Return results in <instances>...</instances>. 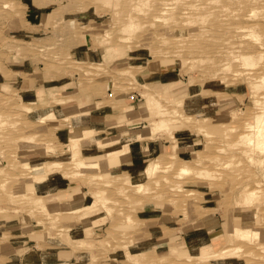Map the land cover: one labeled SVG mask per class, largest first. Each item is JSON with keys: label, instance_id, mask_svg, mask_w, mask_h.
<instances>
[{"label": "rangeland", "instance_id": "rangeland-1", "mask_svg": "<svg viewBox=\"0 0 264 264\" xmlns=\"http://www.w3.org/2000/svg\"><path fill=\"white\" fill-rule=\"evenodd\" d=\"M153 4L154 0H149L147 5L144 7L139 5L138 8L141 7V12H144ZM134 7L137 6L133 5V11L129 12L131 5L127 0H118L115 5L113 0H0V73L1 80L7 82L0 89V218L22 215L29 221L35 220L36 227H28L26 231L44 238L54 237L62 244L72 245L76 250H84L90 255L92 263L112 260L117 264H257L253 260L256 251L250 252L247 241L226 242L222 236L226 232L227 212L235 197L236 186L243 183L245 178V174L240 170L242 163L240 162L237 168L234 166L241 158L231 157V154L239 150L232 146V143L235 142L239 127L243 126L251 112V102L257 97L258 91L250 90L244 77L236 75L239 71L244 72L243 67L232 66L228 72L226 69L224 71L218 69L215 64L207 61L208 59H205L204 63L198 62L197 54L193 52L187 54L184 50H178L174 43L176 41L174 44L171 42L174 40L172 38L164 44L157 38L140 40L139 37L145 35L149 25L145 24L147 19H140L142 29L130 35L129 40L125 39L128 35L126 32L122 33L120 28L128 13L134 15L140 12ZM82 44L93 53L94 59L87 61L74 55V49ZM148 44L150 48H147ZM194 59H197L195 60L197 62ZM20 64H23L25 72H18V75L23 78L70 79L76 82L77 88L81 91L94 89L96 95L102 96V102L97 105L109 104L115 112L121 110L120 96H132L136 101L138 115H142L140 120L143 124L134 132L136 135L141 133L142 139L152 140L159 145L154 153L145 157L144 167L149 160L159 156L162 170H158L150 178L143 172L134 182H130L127 173L115 175L112 170L106 175L105 172L73 173L78 171L74 167L76 159L82 156L90 157L83 152L88 144L83 145L78 156L74 158L71 156L69 144L78 138L83 140L82 128L72 127L69 118L65 120L67 115L58 116L57 110L76 97L65 96L62 93L63 87L60 90H39V99L47 100V107L50 108L47 111H54L57 119L53 122H41L39 120L41 115L39 117L34 115L39 106L45 104L37 105L31 95H20L19 87L10 83L14 78L13 69H19ZM160 75L171 81L154 82ZM100 86L102 88H99ZM144 91L148 94L151 91L155 92L162 110H166L170 115L168 113L155 117L150 115L145 96L141 95ZM26 100L29 103L23 102ZM232 112L236 113L231 116ZM171 117L182 121L183 125H179L180 130L174 131L170 127L171 132L167 128L155 137L149 121ZM132 120L133 118L126 123L130 124ZM42 124L46 127L38 130V125ZM67 127L70 130L69 140L64 143L58 137V133ZM230 128L234 131H230ZM173 131L176 136L173 139L177 140L175 142L179 149L173 166L170 164V169H167L164 167L170 161L166 154L176 152L175 143L168 142V139L171 140L173 137L171 136ZM27 135H32L36 146L33 147V144L28 149H22L19 139L22 141ZM44 139L46 141H43ZM32 152L40 153V158L44 161L37 165L31 164L27 154ZM215 157L220 160V164ZM49 162H58L59 165L49 169L51 170L49 172L46 169ZM226 162L233 164V168L225 164ZM184 163L195 170L191 169L183 177H175ZM238 169L240 171L238 176L229 177ZM200 170H204V173L210 171V176L208 172V175L205 173L206 176L196 174ZM44 172L47 175L58 172L65 178L80 180L88 187L87 193L91 194L89 195L91 202L99 197L104 198L102 200L99 198L95 206L81 212H74L73 207L65 208L59 203H50L48 207L43 208H49L51 211L47 209L45 211L41 209L40 204L41 202L45 204L44 199L46 201L48 198H44V195L36 191L21 188L28 174ZM36 178L39 177H34L36 183L40 182V178L38 180ZM229 178L234 180L230 181ZM139 184L144 185L138 189L136 186ZM176 184L179 186L175 187ZM76 188L79 187L71 190ZM71 190L58 193L68 195V191ZM31 202H35L33 203L35 205ZM148 207H155L156 215L161 216L157 218L160 220H156V223L167 222V226L162 225L161 229L165 235L170 236L168 247L171 246L172 251L168 250V247L154 251L155 246L150 251H142L141 247L129 250L137 241L136 238L145 232L147 224L138 219L137 215L146 211ZM58 209L60 213L52 212ZM100 209L109 217V224L103 234L97 233L93 238L97 241L72 239L71 230L78 223V219L86 216L85 213ZM61 215L72 216L73 221L67 216L66 219H62ZM121 227L127 228L121 230ZM205 230L210 232L214 230L208 237L215 235L210 243L207 242L209 238L206 235L202 236V242L207 243L200 247L207 249V252L215 253L220 248L232 249L235 246L242 249L238 248L236 253L233 252L235 255L232 253L233 256L227 259L199 261L195 256H191V259L185 258L188 251L194 252L191 246L196 244L189 243L185 246L180 241L181 236L190 238L189 236H193L194 233L201 236ZM85 235L89 237L91 232L88 231ZM5 239L7 237L0 238ZM126 245L130 246L126 248ZM199 250L198 247L197 252ZM130 254L132 258L127 256ZM160 255H165L164 259Z\"/></svg>", "mask_w": 264, "mask_h": 264}, {"label": "bare ground", "instance_id": "bare-ground-1", "mask_svg": "<svg viewBox=\"0 0 264 264\" xmlns=\"http://www.w3.org/2000/svg\"><path fill=\"white\" fill-rule=\"evenodd\" d=\"M117 2L118 0H113V5H115ZM127 2L131 5V9L129 12L133 11V5L134 6L136 5L137 7L136 8L134 7V9L136 10L138 9L140 12L132 15L128 13L127 11L128 15L120 28L121 29L120 31H123L122 33L126 32L128 35L126 36L127 38L125 39L129 40L130 35L132 34L134 35L135 31H137L138 29L140 30L142 29L141 23L139 22L140 19H147V21H145L146 22L145 24L148 23L149 25H147V30H146L145 35H142L141 37H139L140 40H148V39L155 40L157 38V40H160V42L164 44L172 38L174 40H171V42L173 43L174 41H176L174 43H176V47L178 48V50H181V51L184 50L187 54H191L192 52L197 54L199 57L197 58L199 59L198 62L200 61L201 63H204L203 61L205 59H208L207 61H210V63L215 64L218 67V69L223 70V71L226 69V71L228 72L230 71L229 69L232 66L233 67H243L244 72L243 73H239L240 71L238 73L236 72L237 73L236 75L239 74L240 76L242 75L244 77V81L245 80L247 81L246 83L250 90H252L253 92L258 91L257 97L255 98V100L251 102L252 104L251 105L252 108L250 112L251 114L250 113L248 114V117L245 120L243 126L239 127L240 130L237 131V133L235 130V133L237 135H235L236 139H235V142L232 143V146L234 147L236 146L237 149L239 150L231 154V157L235 158V156H239L241 158V161L240 160L239 162L236 161L234 163L235 164L234 166L236 167L238 164L242 163L240 170L243 171L242 174H245L244 175L245 178L243 180V183H239L236 186L237 189L235 192V197L232 200V205L227 212L226 232L224 233L222 238L226 242H232L234 240L247 241L246 244L248 245L249 250H251L250 252L254 250L256 251V254H253V257H254L253 260L257 264H264V0H154L155 4H153L152 7L150 5L148 10L144 12L143 11L141 12L142 10L141 7H144V5H147V2H149V0H127ZM139 5H141L140 9L138 8ZM116 7L117 6H115V8ZM142 26H144V24ZM139 39L138 41L140 42ZM102 40L104 41V39ZM106 41L107 40H105V42ZM147 48H150V45ZM152 56H154V54ZM197 59H194V61ZM154 93L152 91L150 94H148L145 91L141 93L143 97L145 96L144 100L147 104V108L150 110V115H154L153 117H155L157 115H165V114L167 115V113L169 114V112H167L166 110H164L165 112L162 110L163 108L161 107L160 101L157 99L156 94ZM235 113L236 112H232L230 114L232 116ZM68 118L70 119V115L69 116L67 115L65 117V120ZM39 120L41 122L56 121L57 120L56 113L52 110L47 111L40 116ZM148 120H150V118ZM178 120L179 119L172 118V117L161 119V120L160 119L151 120L149 121L151 132L156 137V135L161 133L164 129L169 128L171 132L170 127L174 131L180 130L179 125H183V123L182 121L179 120L181 122L180 124ZM146 121L145 123L149 124ZM12 126L14 125L12 124ZM44 127H46L45 124H42L40 126L38 125V130L40 128L44 129ZM231 128L229 129L230 131L232 130ZM224 129H226V127ZM174 131L172 133L173 135H171L173 136L171 137L172 139L170 140L169 138L168 142H171V144L175 143L174 148L176 149V152L172 154L171 153L166 154L170 161V163L164 167L167 169L168 168L170 169L171 165L173 166V163L176 160L175 156L178 155L179 146L176 143L177 140L175 139L176 140L175 142V140L173 139L174 137H176L174 134ZM232 131H234V129ZM35 133L37 134V132ZM136 137L138 139H142L141 133H138ZM20 139H19V142L21 143L23 142L22 144L20 143L22 149H28V147L29 146L32 147L33 144H34L33 147L36 146V143H35L36 141H33L34 138L32 137V135L31 136L27 135V137L24 136V139L22 141H20ZM80 139L79 138L78 140L75 139L74 141H71L69 144L68 149L71 151V154H72L71 156H73V158L78 156V154H80L81 152L80 150L83 147V145L90 143V140L88 139H83V138H82L83 140H80ZM43 141H46V140L44 139ZM37 146H39V144ZM53 148H51V150L54 152ZM128 152H129L128 145L124 144L121 148L117 150L108 151L100 155L97 154L96 156H90L89 158L88 157L85 158L82 156L81 158H78L74 161V165H75L74 167H76L78 171L76 172L74 171L73 173L82 174L83 172H105V175H106V173H109V171L112 170V166L110 165L111 161H115L117 157H124L125 155L128 154ZM158 157L159 156L154 157L153 159L149 160L147 164L145 165V167L143 168L144 175L147 178L152 177L153 174H155V172H157L158 170H162L161 169L162 167H160V162H159ZM217 161L219 163L220 160H217ZM225 164L227 165L229 164L231 166L233 165V164H230L229 162H226ZM57 165H59L58 162H49L46 166V169L49 170ZM230 168H233V166ZM191 169L189 168V166L187 167L184 163L176 172L175 177H181V176L183 177V175L188 174V172H190ZM48 170L46 172H48ZM192 170H195V169H192ZM50 171L51 170H49V172ZM46 172L39 173V174H28L24 178L23 187L21 188H24V189L27 188V191L29 190L36 191L35 190L36 181L34 180V177H39L40 181L42 182L47 178ZM207 172L205 173L207 174ZM239 172L240 171L238 169V171L236 170L235 173L230 175L229 177L238 176ZM197 173L203 174L206 176V174L204 173V170L203 171L200 170L199 172H196V174ZM95 177H99V175L98 176L96 175ZM107 177L108 176H106V178ZM39 178H36V180H38ZM99 178H101V176ZM104 179H105V176H104ZM229 179L230 181L234 180L233 178H229ZM143 185L139 184L136 187L139 189ZM177 186H179V184L175 185V187ZM144 189L146 190V188ZM141 190L142 189H140V191ZM89 193L90 192H88L87 195H91ZM99 198L102 200L104 197L103 198L99 197ZM99 198H96L97 200H94V201L92 200V202H90L89 204L85 206L74 209V212H81V211L90 209L92 206H95L97 204L98 200H100ZM164 198H166V196ZM36 200L37 199H35V201ZM31 203L33 204L35 202H31ZM40 205H42L41 209L45 211L47 210L49 211V208L48 209L43 208V207H46V204L44 203L42 204L41 202ZM108 208H107V212H108ZM52 212L60 213V210L58 209ZM66 216L67 215H61L62 219H66ZM67 218H70L73 221L72 216H67ZM128 246L130 245H126V248ZM198 246L199 245H194V246L192 245L191 250L194 249V252L195 251L196 252L189 253L188 251V254L185 255V258L190 257L191 259V256H195L199 261L227 259L228 257L233 256L234 254L233 252L238 251V248L239 250L242 249L239 246H237L238 248H236L235 246L232 249H229L228 247V248L221 250L220 248L219 250L221 251L218 250V252L210 253V252H207V249L204 250L200 246H199L200 250L199 252H197ZM168 250L172 251L171 246L168 247ZM127 256H129L130 258L133 257L131 254ZM164 256L165 255H160V257H163L162 259H164Z\"/></svg>", "mask_w": 264, "mask_h": 264}, {"label": "crops", "instance_id": "crops-1", "mask_svg": "<svg viewBox=\"0 0 264 264\" xmlns=\"http://www.w3.org/2000/svg\"><path fill=\"white\" fill-rule=\"evenodd\" d=\"M84 46V44L77 46L74 49V55L87 61L94 59L93 53ZM18 72H25L23 64H20L19 69H13L14 78L10 81V83L19 87L20 95H31L37 105L45 104L44 106H39L34 117H39L50 109L47 107V100L39 99V90H60L63 87L62 93L65 96L69 98L74 96L76 98L70 99L67 105L59 107V110H57L58 116L70 115L69 121L72 127L82 128L83 139L90 140V143L83 149L84 155H100L108 151L117 150L127 144L128 154L111 161L112 173L115 175L127 173L130 182L139 179L143 174L145 157L154 153L159 148V145L152 140H141L136 137L134 130L140 129L143 124H141L142 121L140 120L142 115H138L135 108L136 101L132 96H120L121 110L115 112L109 104L97 105V103L102 102V96L96 95L94 89L79 90L75 81L64 80L63 78L48 80H44L41 77H35L34 79L23 78L18 75ZM1 76L0 73V89L7 83L1 80ZM155 81L167 83L171 80L160 75ZM99 88H102V86ZM23 102L29 103L27 100ZM131 118H133V122L127 124V120ZM69 132L70 130L67 127L58 133V137L65 143L69 140ZM27 156L33 165L44 161L40 158V153L37 152L29 153ZM74 187L79 188L71 190ZM87 188L80 180L65 178L58 172L48 174L44 181L35 184L36 192L44 195V198H48L46 201L44 199L46 206L50 205V203H59L65 208L67 206L74 209L91 202L90 196L87 195ZM67 190H71L68 191V195L58 193ZM155 212V207H148L146 211L138 213L137 218L143 220L147 227L144 234L136 238L137 241L132 247H129V250L141 247L142 251H150L153 246H155L156 251L163 247L167 249L170 236L165 235L161 229L162 225L167 226V222H161L163 224L156 223V220H160L157 218L161 216H157ZM85 214L86 216L78 219V223L71 230V238L86 239L88 242L97 241L93 238L96 237L97 233L103 234L105 232L109 224V217L101 209ZM36 225L35 220L29 221L22 215L0 218V238L7 237L5 240H0V264H117L112 260L92 263L89 254L84 250H76L70 245L62 244L59 239L54 237L44 238L36 233L26 231L28 227H36ZM121 228V230H125L127 227ZM88 231L91 232V236L86 237L85 234ZM213 232L214 230L212 232L205 230L201 236H199V233H192L193 236H189L190 238L181 236L180 241L185 246L189 243L190 245L202 246L207 242H211L212 237L215 235L208 236ZM204 235L209 238L207 242H202V236Z\"/></svg>", "mask_w": 264, "mask_h": 264}]
</instances>
